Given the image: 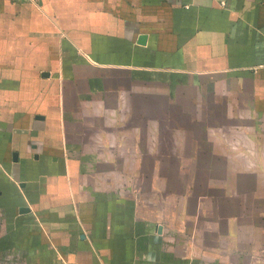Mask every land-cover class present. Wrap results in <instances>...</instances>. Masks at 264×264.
<instances>
[{
	"label": "crops",
	"instance_id": "crops-1",
	"mask_svg": "<svg viewBox=\"0 0 264 264\" xmlns=\"http://www.w3.org/2000/svg\"><path fill=\"white\" fill-rule=\"evenodd\" d=\"M0 264H264V0H0Z\"/></svg>",
	"mask_w": 264,
	"mask_h": 264
},
{
	"label": "water",
	"instance_id": "water-1",
	"mask_svg": "<svg viewBox=\"0 0 264 264\" xmlns=\"http://www.w3.org/2000/svg\"><path fill=\"white\" fill-rule=\"evenodd\" d=\"M20 210H21V211H23V210H24V211H25V210H28V207L23 206V207L20 208Z\"/></svg>",
	"mask_w": 264,
	"mask_h": 264
}]
</instances>
